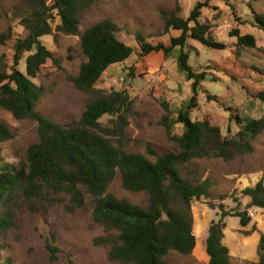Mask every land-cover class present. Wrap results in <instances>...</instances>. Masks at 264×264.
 <instances>
[{"label": "rangeland", "instance_id": "rangeland-1", "mask_svg": "<svg viewBox=\"0 0 264 264\" xmlns=\"http://www.w3.org/2000/svg\"><path fill=\"white\" fill-rule=\"evenodd\" d=\"M197 4L202 5L201 22L210 27L211 37L226 45L222 51L212 50L199 42L188 39L189 64L200 74L206 73L196 97L197 106L191 111L193 121H208L219 127L223 136L238 140L243 125H238L231 114L237 113L243 120L264 119V103L257 94L264 89V30L254 26V13L264 14V0H96L80 14L78 35L58 33L41 38L43 45L53 53L58 64L51 60L33 81L42 86L44 96L37 111L44 117L62 125L80 120L93 98L77 90L69 77L79 74L86 57L81 50L80 37L92 25L111 19L130 33L144 37L165 34L162 13L187 19ZM32 9L30 0H0V34L11 31L13 38L0 44V62L13 65V46L17 37L25 38L27 32L22 19ZM55 29L59 20H51ZM241 36L252 35L254 47H239ZM27 56V54H26ZM25 56V57H26ZM143 70V63L132 56L128 61L112 66L97 83L102 93L127 90L133 101L134 111L129 117L125 138L116 140L126 153H137L147 158L151 147L156 155L180 153L178 143L171 139L161 124L165 117L175 118L176 112L193 96L191 82L177 67L176 55L160 66L161 56ZM137 66V67H136ZM131 67L143 76L130 78ZM19 69L25 72V59ZM139 72H137L139 74ZM217 96L218 102L207 96ZM165 101L168 108H164ZM231 111V112H230ZM109 117L101 121L107 124ZM0 123L5 124L14 138L0 143V167L3 163L25 166L28 148L39 141L38 125L32 120H17L11 113L0 108ZM183 133L181 125H175L174 135ZM249 139V138H247ZM252 152L235 155L231 160L222 158L196 159L182 168L184 178L210 180V198H202L191 205L193 234L196 247L189 255L171 251L167 264H209L206 239L213 221L225 223L223 244L228 247L231 264H258V248L264 234V217L260 212L251 217L247 227L240 218L232 216L248 212L250 199L242 192L253 187L264 176V132L249 140ZM108 193L135 205L146 206L144 193H131L122 186L120 173L109 187ZM230 214L222 218L223 210ZM12 221L8 228L0 229V261L9 264H119L109 258L117 232L106 230L93 218V202L85 196L80 209H72L66 195L44 196L31 199L18 192L11 204ZM54 250L55 260L48 247Z\"/></svg>", "mask_w": 264, "mask_h": 264}, {"label": "trees", "instance_id": "trees-1", "mask_svg": "<svg viewBox=\"0 0 264 264\" xmlns=\"http://www.w3.org/2000/svg\"><path fill=\"white\" fill-rule=\"evenodd\" d=\"M30 1L31 12L22 19L27 36L15 40L13 65L9 67L6 61L0 62V108L17 120L36 122L39 141L28 148L25 166L3 163L0 167V229L11 224V204L18 192L31 199L63 194L69 197L73 210L82 208L85 196L89 195L93 202L94 221L118 234L109 251L111 261L167 264L166 257L171 251L191 254L196 247L191 205L202 198H210L212 183L210 180L184 178L182 168L196 159L229 161L235 155L249 154L252 152L249 140L264 132V119L246 121L234 112L231 118L243 125V129L238 133V140H229L219 127L191 118V111L197 106L198 90L207 75L196 73L190 66L188 39L212 50L227 48L224 43L215 41L209 25L201 22L202 5L197 4L187 19L176 13H162L165 34L161 36L144 37L140 33H130L111 19L102 20L85 30L80 43L86 62L81 65L79 74L69 77V81L77 90L90 94L93 100L80 120L62 125L37 111L44 89L33 80L48 61L58 64L41 38L54 36L56 39L58 33L78 35L80 14L96 0ZM54 16L59 20L55 29L51 21ZM253 20L255 27L264 30V14L254 13ZM232 36L237 37L239 47L255 46L252 35L241 36L235 31ZM12 38L11 31L0 34V44L4 45ZM174 55L178 69L191 82L193 96L176 112L175 118L165 117L161 124L169 137L178 143L180 153L158 156L148 147V154L155 158L151 160L142 154L124 152L114 143L125 138L134 101L127 90L104 94L97 90V83L112 66L122 64L132 56L143 63V70H147L158 56L162 58L161 66ZM24 59L25 72H22L19 66ZM136 67H131L130 78L143 76ZM256 97L264 103V89ZM207 99L218 102L217 96L210 95ZM161 104L168 108L165 101ZM104 117H109L107 124L101 121ZM175 125L183 128L180 136L174 135ZM13 138L12 131L0 123V143ZM118 173L125 190L144 193L148 197L146 206L132 204L108 193ZM242 194L250 199L248 208L264 209V176L255 186L245 188ZM220 207L223 210V205ZM223 212L222 218L230 216ZM232 216L240 218L242 227L251 222L247 211ZM224 228L223 220L211 223L206 239L209 264H231L229 249L223 244ZM48 249L55 260V249L51 246ZM258 255V264H264V234L260 238ZM0 264H9V261H0Z\"/></svg>", "mask_w": 264, "mask_h": 264}, {"label": "built area", "instance_id": "built-area-1", "mask_svg": "<svg viewBox=\"0 0 264 264\" xmlns=\"http://www.w3.org/2000/svg\"><path fill=\"white\" fill-rule=\"evenodd\" d=\"M256 209V210H255ZM256 211V212H260V215L261 216H263L264 217V209H262V208H253L252 210H250L249 211V217L251 216V217H253L255 214H256V212L254 213L253 211Z\"/></svg>", "mask_w": 264, "mask_h": 264}]
</instances>
